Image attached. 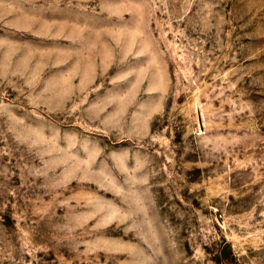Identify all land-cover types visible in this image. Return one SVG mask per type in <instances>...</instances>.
Masks as SVG:
<instances>
[{
    "label": "rangeland",
    "instance_id": "374dc122",
    "mask_svg": "<svg viewBox=\"0 0 264 264\" xmlns=\"http://www.w3.org/2000/svg\"><path fill=\"white\" fill-rule=\"evenodd\" d=\"M0 264H264V0H0Z\"/></svg>",
    "mask_w": 264,
    "mask_h": 264
},
{
    "label": "bare ground",
    "instance_id": "6f19581e",
    "mask_svg": "<svg viewBox=\"0 0 264 264\" xmlns=\"http://www.w3.org/2000/svg\"><path fill=\"white\" fill-rule=\"evenodd\" d=\"M86 156L89 157L90 159L93 158V155L88 154V153H86ZM95 169H96L95 166H94V168L87 167V168H85V171L84 172H87V171L90 172L91 170H95ZM92 175L94 177L95 176L99 177L101 174L92 173ZM105 178H106V175L105 174L100 177L101 180H104Z\"/></svg>",
    "mask_w": 264,
    "mask_h": 264
}]
</instances>
